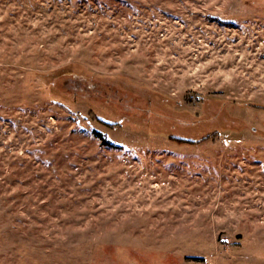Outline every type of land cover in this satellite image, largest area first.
<instances>
[{
	"label": "rangeland",
	"instance_id": "374dc122",
	"mask_svg": "<svg viewBox=\"0 0 264 264\" xmlns=\"http://www.w3.org/2000/svg\"><path fill=\"white\" fill-rule=\"evenodd\" d=\"M0 264H264V0H0Z\"/></svg>",
	"mask_w": 264,
	"mask_h": 264
},
{
	"label": "trees",
	"instance_id": "16d2710c",
	"mask_svg": "<svg viewBox=\"0 0 264 264\" xmlns=\"http://www.w3.org/2000/svg\"><path fill=\"white\" fill-rule=\"evenodd\" d=\"M104 121H106V120H104ZM100 136H101V138H102L106 143H110V142H109L110 140H109L108 138H106L103 134H100ZM179 141H180V142H184V141L186 142V141H192V140H188V139H185V140H184V139L182 138V139H179Z\"/></svg>",
	"mask_w": 264,
	"mask_h": 264
}]
</instances>
